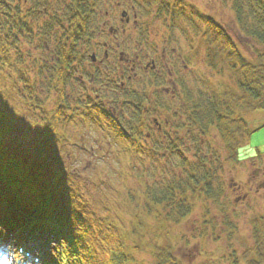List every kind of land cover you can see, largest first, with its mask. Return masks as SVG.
I'll return each instance as SVG.
<instances>
[{"label": "rangeland", "instance_id": "rangeland-1", "mask_svg": "<svg viewBox=\"0 0 264 264\" xmlns=\"http://www.w3.org/2000/svg\"><path fill=\"white\" fill-rule=\"evenodd\" d=\"M117 1L121 4L119 8L113 0H92L95 9L92 10L88 33L91 37L87 42L96 48V43H102L100 36H105L110 26L119 28L121 33V12L126 11L131 21H134V15L137 21L136 27L131 24L125 26L126 34L120 35L136 38L124 40L127 45L123 50L130 55L131 61L137 51L148 54V59L157 60L166 44L167 54L173 60L170 65L174 66L173 73L178 77L173 78L174 88L170 89V93L160 94L159 89L153 90L151 104L156 106L149 107L144 120L150 124L151 120L158 118L163 130L166 129L164 133L168 135H159V140L146 139L144 135L139 141V128L133 130L132 127L134 121L144 126L136 119L141 113L127 110L125 104L128 102L123 97L117 103L108 104L97 103L92 95L87 98L86 78L92 70L88 61H83L85 65L82 68L81 62L74 65L75 71L71 70L70 73L76 80L70 77L65 85L60 83L53 62L57 60L64 30L68 28L65 11L69 0H40L38 9L28 13L32 32L24 36L22 45L15 47L25 62L24 88L21 83L11 88L8 76L0 80V86H4L3 89L0 87V96L7 98L8 110L24 121L19 120L15 124L19 131L17 135L24 141V147L37 158V146L42 141V135L37 137L32 131L43 132V117L56 109L60 92H63L68 110L60 115L63 125L58 126V132L61 136H68L74 144L69 145L66 140L65 146L58 145L55 151L50 150L49 155L53 159L49 165L74 180L82 200L91 211L99 216L111 217L127 235L133 229L140 231L141 237L138 234L130 236L134 242H139V249L136 251L131 246L129 253L132 259L129 264H155L149 245H162L168 241L173 254L182 264H244L243 254L253 247L251 222L254 219L264 222V112H245L237 109L229 99L226 87L239 92L238 81L241 77L237 73V78L228 73L229 66L227 72H223L220 61L217 69L206 61L200 44L205 20H212L222 28L248 62L256 63L263 52L261 46L244 35L236 19L233 0H159L161 5L169 7L165 14H160V3L152 4L151 0ZM4 2L8 5L12 3L13 9L19 6L24 11L26 8V13L31 9V0H0V13L4 12L1 4ZM245 12L248 15L245 18L247 25L252 24L249 11ZM145 36L149 38L143 39ZM137 40L144 43L139 45L141 50L134 46ZM85 46H88L87 43ZM87 51L91 53L84 50ZM100 70L102 73H98V77L103 81L108 76L107 72L116 71L106 67ZM14 72L10 70L16 78L18 74ZM162 73L159 65L152 80L158 87H168L170 84ZM81 76H84L87 85L81 80L77 81ZM100 83L103 86V82ZM130 85L134 89L145 88L133 80ZM31 86L34 96L30 95ZM18 90H22L24 96ZM189 91L200 94L196 103L204 102L203 96L220 93L223 110L247 123L250 139H244L238 163L226 162V154L215 128L201 130L190 120L187 114L194 108L192 104L195 99L189 100ZM92 92L109 99L115 96L105 88ZM223 94H226L225 97ZM84 99L107 112L125 135L134 138L135 145L136 141L148 144L147 147L151 148L148 155L140 156L127 151L125 145L115 140L114 124L106 118L92 123V113L84 108L88 106ZM94 116L98 117L97 114ZM108 149H112L116 155L109 154ZM194 175L208 179V196L193 193L189 188L186 180ZM169 189L174 192L171 193ZM185 198L191 205L190 210L176 224L172 218L185 205ZM31 248L36 249L35 246ZM12 256L13 264L24 260V256L16 251ZM22 264L33 263L23 261Z\"/></svg>", "mask_w": 264, "mask_h": 264}, {"label": "trees", "instance_id": "trees-1", "mask_svg": "<svg viewBox=\"0 0 264 264\" xmlns=\"http://www.w3.org/2000/svg\"><path fill=\"white\" fill-rule=\"evenodd\" d=\"M233 1L236 19L244 35L257 42L263 51L256 63L248 62L240 54L232 38L212 20H205V29L200 44L205 52L206 61L211 67L217 69L220 61L223 72H227L229 66L228 73L234 76L235 73L240 75L239 92L226 87L229 91V99L236 108L245 112H264V0ZM151 3L161 5L162 2L151 0ZM1 4L4 9L1 10L4 12L0 13V80L8 76V79L6 77L5 79L8 80L11 88L17 83L23 84L24 88L25 62L23 56L15 51V47L17 44L22 45L24 36L32 32L28 22L30 17L28 13L36 11L40 0H31V9L27 13L26 8L24 11L19 6L13 9L12 3L10 5L7 2ZM66 7L65 17L68 28L64 30L65 33L62 35L63 38L57 50V60L53 62L56 64L55 68H57V75L62 85H65L68 78H74L70 73L74 70V65L80 63V59L83 61L86 59L84 50H89L90 47L87 36H89L90 20L95 5L92 4V0H69ZM160 8V14L169 11L167 5H161ZM245 11H249L252 24L247 25L248 15ZM85 42L88 46H85ZM12 69L18 74L16 78L10 73ZM0 87L4 88V86ZM127 87L128 90L125 91V93L128 92L125 94L127 96L124 94L121 96L128 102L125 104L127 110L141 113L136 119L144 123L142 126L133 120V130L136 127L139 128L137 131L140 136L139 141L144 135L145 137L150 135V138L157 140H159L157 135H168L157 134L155 129H149L150 131L146 129L144 118L149 111L145 114L143 109L146 106L150 107V103L142 93H138L140 89H134L130 84ZM29 90L30 95L34 96L32 86ZM18 91L21 95L22 90ZM152 92L153 90L150 92L151 96ZM225 95L223 94V97ZM220 96V93H211L203 96L204 102L196 103L200 94L189 91V100L195 99V101L192 104L194 108H189L187 115L201 130L206 127L216 129L226 154V162L234 164L240 160L244 139L246 137L250 139L249 128L242 118H233L223 110ZM121 97L117 96L116 100L118 101ZM5 99L7 98L0 96V187H4L7 191L6 195L1 197L0 202L2 201L8 207L6 222L3 226L12 229L26 227L32 234H35V244L44 246L41 247L45 264H129L132 259L129 253L131 246L136 251L139 249V242H134L130 236L138 234L141 237L140 231L133 229L127 235L122 227L111 220V217L99 216L91 211L89 205L82 200L80 190L76 188L74 180L70 179L65 172L55 171L49 165L53 159L49 151L52 149L55 151L58 145L65 146L66 140L71 141L68 136H61L58 132V126L63 125L60 115L68 110L63 92H60L56 109L49 116L43 117L42 141L37 146V158L34 153L24 147V141L18 137L19 131L15 124H18L19 120H22V123L24 121L16 114H11ZM149 125L153 127L152 120ZM119 136L121 135L117 134V141H120ZM179 137H176L177 141ZM139 141H136L137 145L131 146L129 150L140 156L148 155L151 148L149 149L146 143V145L140 144ZM111 145L110 143L109 147ZM135 146H139V149H135ZM108 150H110L109 154L111 152L113 156L116 155L112 153V149ZM30 161L33 163L30 164ZM186 182L189 183L188 186L193 193L206 196L210 194V182L207 178L202 179L194 175L190 176ZM169 191L174 192L170 189ZM154 200L158 203L156 199ZM184 203L185 205L182 203V207L172 218L176 224L190 210L191 205L186 198ZM251 225L253 247L245 251L242 260L244 264H264V222L261 219H254ZM46 239L50 246L49 250L46 249ZM149 247L153 250L152 256L155 264H182L173 254L169 241L162 245L152 244Z\"/></svg>", "mask_w": 264, "mask_h": 264}, {"label": "flooded vegetation", "instance_id": "flooded-vegetation-1", "mask_svg": "<svg viewBox=\"0 0 264 264\" xmlns=\"http://www.w3.org/2000/svg\"><path fill=\"white\" fill-rule=\"evenodd\" d=\"M113 3L118 8L121 7V4L117 0H113ZM120 24L121 33L119 28L110 26L108 28L109 32L105 33V36H100L102 37V43H96V48L90 45L89 50L91 51V53L89 54L88 51L86 52V59H84V61H88L90 67L92 68V70L87 73L86 81L88 82V86L86 94L88 95H86V97H90V95H92L97 102L102 104L114 103L117 101V96L121 97L125 93V91L128 90L127 86H129L130 82H132L133 80L135 84H142L143 86H145V88H143V90L140 89L138 93H142V95H144V97L148 99L150 106H156L151 104L152 96L150 92L154 89H159L160 94L170 93V89L174 88L173 78L176 79L178 77V75L173 73L174 66L170 65L172 64L171 62L173 60L169 58L167 54L168 48L166 47V44L165 46H163L157 60H155L154 58L148 59L150 57L148 54L143 55V52L140 53V51H137V53L134 55L133 61H131L129 58L130 55L123 50V47L127 45L124 40L136 38H133L132 36L120 35L126 34L125 26L128 27L130 24L134 27L137 26L136 16L134 15V21H131L129 14L126 11H122ZM105 26L107 27V24H105ZM90 37L91 36H87V38ZM147 38H149V36H145L143 39ZM140 44L144 43H140L139 40H137V43L134 44L137 50H141V48L139 49ZM79 61H81L82 63L80 66L82 68V65L84 66L85 64L83 60L80 59ZM159 65H161L162 72H164L162 73V75L165 76V80L171 86L168 85V87H158L157 83L152 80V76L154 73H157V67ZM103 67L116 69V71L107 72L108 76H110L111 78H108L107 76L106 78H104V81L101 80L103 78L98 77V73H102L100 69H103ZM129 74L131 76H128ZM80 80L87 85L86 81H84V76L79 77L77 81L80 82ZM100 82H103V86ZM153 85L155 87H153ZM99 87H101V89ZM102 87L105 88L111 95L115 96L109 99L108 97H102L100 96V94H95L92 92L93 90H96V92L102 91ZM147 90H149V92H147ZM143 111L146 114L149 111V107H144ZM152 123L153 127L145 123L146 128L151 130L155 129L157 134L164 133L165 129L163 130L162 125L158 122V118L154 119ZM157 136L159 137V135ZM149 138L150 135H146V139ZM134 148L139 149V146H135Z\"/></svg>", "mask_w": 264, "mask_h": 264}, {"label": "snow or ice", "instance_id": "snow-or-ice-1", "mask_svg": "<svg viewBox=\"0 0 264 264\" xmlns=\"http://www.w3.org/2000/svg\"><path fill=\"white\" fill-rule=\"evenodd\" d=\"M32 134L35 135V136H37V137H39V136H41L43 133H42L41 130H33V131H32Z\"/></svg>", "mask_w": 264, "mask_h": 264}]
</instances>
